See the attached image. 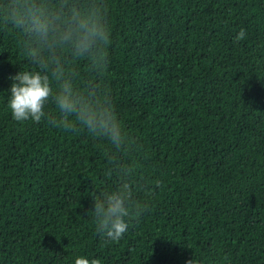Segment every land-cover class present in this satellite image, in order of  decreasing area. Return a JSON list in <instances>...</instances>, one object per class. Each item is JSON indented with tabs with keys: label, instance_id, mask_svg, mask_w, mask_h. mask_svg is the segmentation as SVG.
<instances>
[{
	"label": "trees",
	"instance_id": "16d2710c",
	"mask_svg": "<svg viewBox=\"0 0 264 264\" xmlns=\"http://www.w3.org/2000/svg\"><path fill=\"white\" fill-rule=\"evenodd\" d=\"M105 4L101 83L136 141L149 210L119 243L97 235L92 197L118 183L107 143L12 119L10 77L32 65L0 27V264H264V0Z\"/></svg>",
	"mask_w": 264,
	"mask_h": 264
},
{
	"label": "clouds",
	"instance_id": "9594fccd",
	"mask_svg": "<svg viewBox=\"0 0 264 264\" xmlns=\"http://www.w3.org/2000/svg\"><path fill=\"white\" fill-rule=\"evenodd\" d=\"M105 0H3L0 27L20 37L31 70L10 77L8 109L18 123L45 121L52 127L86 131L106 141L107 175L115 188L92 197L95 231L109 243H119L134 219L149 210L152 188L137 178L132 154L136 141L123 127L109 91L101 83L108 66L111 30ZM241 29L235 40L246 39ZM80 62L89 78L83 80ZM52 104L55 112L46 111ZM127 161V162H126ZM158 186V185H157ZM89 212V211H88ZM75 264H101L79 257ZM187 264H195L191 259Z\"/></svg>",
	"mask_w": 264,
	"mask_h": 264
}]
</instances>
